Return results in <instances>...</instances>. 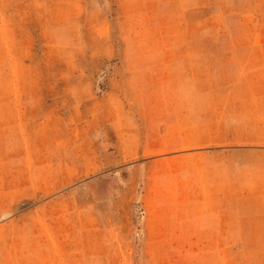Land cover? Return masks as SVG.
<instances>
[{"label": "rangeland", "instance_id": "1", "mask_svg": "<svg viewBox=\"0 0 264 264\" xmlns=\"http://www.w3.org/2000/svg\"><path fill=\"white\" fill-rule=\"evenodd\" d=\"M0 264H264V0H0Z\"/></svg>", "mask_w": 264, "mask_h": 264}]
</instances>
